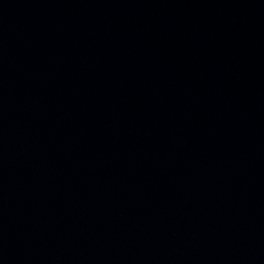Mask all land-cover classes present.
<instances>
[{
  "label": "water",
  "instance_id": "water-1",
  "mask_svg": "<svg viewBox=\"0 0 264 264\" xmlns=\"http://www.w3.org/2000/svg\"><path fill=\"white\" fill-rule=\"evenodd\" d=\"M0 264H264V0H0Z\"/></svg>",
  "mask_w": 264,
  "mask_h": 264
}]
</instances>
